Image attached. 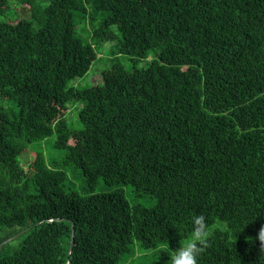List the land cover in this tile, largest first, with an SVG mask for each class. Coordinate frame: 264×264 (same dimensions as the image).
Here are the masks:
<instances>
[{"label": "trees", "instance_id": "1", "mask_svg": "<svg viewBox=\"0 0 264 264\" xmlns=\"http://www.w3.org/2000/svg\"><path fill=\"white\" fill-rule=\"evenodd\" d=\"M197 214L264 264V0H0V264H169Z\"/></svg>", "mask_w": 264, "mask_h": 264}, {"label": "clouds", "instance_id": "2", "mask_svg": "<svg viewBox=\"0 0 264 264\" xmlns=\"http://www.w3.org/2000/svg\"><path fill=\"white\" fill-rule=\"evenodd\" d=\"M190 233V238L183 240L170 253L169 264H200L201 254L208 243V218L203 214L193 215L190 219ZM257 238L264 249V227L260 229Z\"/></svg>", "mask_w": 264, "mask_h": 264}, {"label": "rangeland", "instance_id": "3", "mask_svg": "<svg viewBox=\"0 0 264 264\" xmlns=\"http://www.w3.org/2000/svg\"><path fill=\"white\" fill-rule=\"evenodd\" d=\"M16 11V10H15ZM17 12H14V14H16ZM18 18H15V21H17ZM116 41H108L105 43V49L108 50V51H111V50H114L116 48ZM101 56V55H100ZM96 66V65H94ZM92 67L89 76L88 78H80V79H77L76 80V83L78 84H87L88 82H91L93 84H99V83H102L103 81V76L102 74L98 71L100 68H97V67ZM95 70V71H94ZM73 115L71 117H73L72 119L76 118V115L74 113H76V111H72L71 112ZM31 158H32V152H29V151H26L25 153L22 154L21 156V161L24 165V167H26L30 161H31Z\"/></svg>", "mask_w": 264, "mask_h": 264}, {"label": "water", "instance_id": "4", "mask_svg": "<svg viewBox=\"0 0 264 264\" xmlns=\"http://www.w3.org/2000/svg\"><path fill=\"white\" fill-rule=\"evenodd\" d=\"M27 230H28V229H26L25 231H22V232L18 233L17 235H15V236H13V237L7 239V240L4 241L2 244H0V247H2V246L4 245V243L9 242V241H11V240H14L15 238H17L18 236H20L22 233L26 232ZM72 236H73V237H72V241H71V245H70L69 255H70V253H71V250H72V247H73V244H74V230H73V235H72ZM67 264H71V262L69 261Z\"/></svg>", "mask_w": 264, "mask_h": 264}]
</instances>
